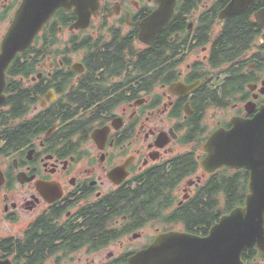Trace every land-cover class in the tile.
<instances>
[{"label":"flooded vegetation","instance_id":"flooded-vegetation-1","mask_svg":"<svg viewBox=\"0 0 264 264\" xmlns=\"http://www.w3.org/2000/svg\"><path fill=\"white\" fill-rule=\"evenodd\" d=\"M21 2L0 0V45ZM161 7L99 0L82 17L61 9L31 47L44 49L19 53L8 67L0 82V264H130L160 235L208 234L213 225L193 227L182 215L208 184L242 179L248 188L250 171L230 158L247 137L228 133L264 122V0H177L146 44L140 26ZM242 18L245 43L228 44L224 31ZM166 34L174 51L159 57L153 50ZM85 39L100 50L76 51ZM123 46L118 64L95 65ZM155 175L166 181L162 195ZM101 215L106 234L93 241ZM46 226L56 234L43 252ZM243 262L264 264V243L246 249Z\"/></svg>","mask_w":264,"mask_h":264},{"label":"water","instance_id":"water-1","mask_svg":"<svg viewBox=\"0 0 264 264\" xmlns=\"http://www.w3.org/2000/svg\"><path fill=\"white\" fill-rule=\"evenodd\" d=\"M163 7L146 19L140 26L139 39L151 44L156 33L164 28L174 13L177 0H158ZM171 5V6H170ZM99 0H22L14 13L0 45V82L5 85V73L19 53L27 51L45 25L58 10L75 12L81 17L94 12ZM89 19H87L88 22ZM76 28H85L80 22ZM0 96V104L3 101ZM262 124V125H261ZM246 141L239 140L241 148L234 147L230 154L235 159V168H246L250 171L249 192L243 206L223 215L204 237L170 233L160 235L154 243L140 253L130 264H243V252L250 247L264 243V122L243 123L230 136L242 134ZM219 135L210 138L205 146L209 153L204 167L211 164L214 157V146ZM228 153L224 154L227 157ZM223 164H228L224 161ZM233 167V166H230ZM233 167V168H234ZM140 259V260H138Z\"/></svg>","mask_w":264,"mask_h":264},{"label":"trees","instance_id":"trees-1","mask_svg":"<svg viewBox=\"0 0 264 264\" xmlns=\"http://www.w3.org/2000/svg\"><path fill=\"white\" fill-rule=\"evenodd\" d=\"M245 20L244 18L242 19H237L235 22L232 23V25L229 27L230 29L228 31H224V38H226V41L228 44H231L232 41H240L245 43L247 37H248V26L246 23H244ZM184 27L182 26H177L175 28V30L177 31H181L183 30ZM54 30H57V27L54 26ZM234 32L236 33V35L234 34ZM173 32H170V34H172ZM167 34L163 37V40L161 42V44L159 46H157V48H154L153 52L155 53V55H159V57H166L167 52H170L171 54H173L172 50V46L173 43L170 42L169 38L166 37ZM227 36V37H226ZM131 43V41H130ZM228 46L224 45L223 49H226ZM75 50L76 51H81V49L84 50V48H87L89 51H99L100 48L97 46L91 47L89 46V43H87L86 39L83 40L82 42L78 43L75 45ZM41 50L44 49V44L39 48H32L31 50ZM122 49H125V47H121V49L117 48L116 51H111V52H105V53H101V56L96 58L94 60L95 65L101 66V65H111V64H118V60L120 55V52L122 51ZM38 52V51H36ZM17 59H15V61H13L12 66L16 65L18 63H15ZM173 60V58H172ZM154 61V65H156V60ZM144 63V64H143ZM140 64H143L142 66L144 67H150L153 64L152 63H148L147 61L141 62ZM156 68V67H155ZM18 107L17 109H20L21 107V103H18ZM192 165V161L191 159H187V167L189 168V166ZM154 193L158 194V195H162L163 190L165 188V184L166 181L162 178V176L157 177L156 175L154 176ZM156 181V182H155ZM149 183L148 186H150ZM218 189L219 186H214V184H208L207 186H205L203 195L201 197V199H192V203H190L189 207H186L184 209V212L182 213V215L185 216L184 221L186 224L191 225V226H205L210 228L212 225H214L217 221L220 220V218L222 217L223 214L229 213L231 210H233L235 207L237 206H241L244 204V200H245V195L248 192V188L247 185L242 183V179L241 181H237V180H229L227 182H222V186H220L219 188V196H218V200L217 203L215 201V199L211 198V193L215 191V189ZM243 188V194L240 193L239 189ZM222 189L224 190L225 193H223L224 198L220 195ZM145 190H147V186L144 187V189L139 192L142 194L148 193V191L145 192ZM166 192V191H165ZM218 205V215L217 218L214 220L212 218V210H214V207ZM134 207H138V204H136ZM106 217H104L103 215L99 216L95 221H94V225L96 226V228H93L92 231H90L89 233V237L95 241L97 239V237L99 235L104 236V223L106 222ZM45 233L48 236V238L46 237V241L47 243H45V246L43 247V252L47 251H51L50 247H52V241L55 238V234L56 232H54L50 227L46 226L45 227ZM58 240V239H57ZM55 240V241H57ZM49 244V247H47ZM51 245V246H50Z\"/></svg>","mask_w":264,"mask_h":264},{"label":"rangeland","instance_id":"rangeland-1","mask_svg":"<svg viewBox=\"0 0 264 264\" xmlns=\"http://www.w3.org/2000/svg\"><path fill=\"white\" fill-rule=\"evenodd\" d=\"M93 28H94V29H98L99 26L96 25V26H93ZM68 33H69V31L64 30L62 34H65V35H66V34H68ZM135 45H137L140 49L143 48V46H142V45H139V43H137V44H135ZM198 59H199V58H198ZM193 60H195V57H194V55L192 54L191 57H190V61H193ZM47 63H49V61H47ZM184 66H185V65H184ZM184 66H183V67H184ZM183 67H182V68H183ZM239 191H240L241 194H243V188H240ZM223 193H225V192H224V190L222 189L220 195L224 198Z\"/></svg>","mask_w":264,"mask_h":264}]
</instances>
